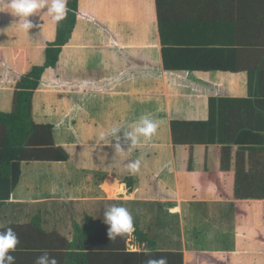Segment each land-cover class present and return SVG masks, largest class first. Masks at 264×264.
<instances>
[{"label":"crops","instance_id":"obj_1","mask_svg":"<svg viewBox=\"0 0 264 264\" xmlns=\"http://www.w3.org/2000/svg\"><path fill=\"white\" fill-rule=\"evenodd\" d=\"M75 6L67 43L31 96V120L52 125L61 153L16 160L4 145L23 140L0 122V231L18 236L16 264L44 251L58 264H264V0ZM45 12L29 17V32L0 12L1 117L18 111L21 76L55 46L58 24ZM142 115L159 122L156 133L115 154L111 129L123 137ZM110 205L133 217L125 238L108 237ZM86 224L95 228L82 240Z\"/></svg>","mask_w":264,"mask_h":264},{"label":"clouds","instance_id":"obj_2","mask_svg":"<svg viewBox=\"0 0 264 264\" xmlns=\"http://www.w3.org/2000/svg\"><path fill=\"white\" fill-rule=\"evenodd\" d=\"M68 0H0V12H10L13 16L19 17V21L14 23L22 30L29 32L37 27L29 17L33 14L45 10V15L52 18L54 23L63 21L67 15ZM159 122L151 119L148 115H142L131 126V130L124 132L123 137L119 136V128H112L109 135L117 142L113 145L115 154L125 153L131 148H135L142 140L150 139L157 131ZM109 144V143H108ZM141 168V162L137 159L127 165L131 174H136ZM103 221L108 225V237L115 239L133 230V217L130 211L124 206L110 205L103 214ZM19 244L17 234L12 228L0 231V264H16V259L11 252L16 250ZM35 264H58V260L44 251L36 260ZM146 264H168L165 257L150 258Z\"/></svg>","mask_w":264,"mask_h":264},{"label":"trees","instance_id":"obj_3","mask_svg":"<svg viewBox=\"0 0 264 264\" xmlns=\"http://www.w3.org/2000/svg\"><path fill=\"white\" fill-rule=\"evenodd\" d=\"M76 1L77 0H68L67 7L69 11L65 19L59 22L58 25H56L57 35L55 40V46L48 47L45 50L44 64L39 66H33L31 70L23 73V75L21 76V89H24L25 91L22 92L23 98L21 99L22 101L18 106V111L13 113L12 115H8V117H4L3 115L2 117L0 116V122L6 125L7 135L9 136L13 134L14 138L21 137V139L23 140L21 142H13V144L12 142H9L11 145H9L8 143L4 145L5 148L14 149V151H18V155L15 157L16 160L41 161L44 160L45 157L51 156V154L61 153V149H57L52 143V125H35L31 120V96L33 91L37 89L41 79V75L44 70L55 66L56 61L58 60V54L61 52V47L67 43L70 32L72 30V25L76 17ZM194 50L196 52H201V50L199 49ZM207 52L211 53L212 51L211 49H207ZM167 54V50L163 51L164 57H167ZM165 66L168 68V65ZM210 118L214 124L217 121L218 113L211 111ZM201 124L204 123H199L198 125ZM213 124H205V126H212ZM177 125H179V123H172L171 128L173 136L175 133V127ZM214 132L216 133V129H214ZM31 151L32 153H30V155H27ZM26 155L29 158H27ZM55 160L64 161L66 159L57 157ZM17 180L18 175L16 174L14 178V184H16ZM38 219L40 218H35V224H37L36 221H38ZM88 220L90 219L88 218ZM94 228L95 227H93L92 224H86V226H84L83 230L81 231L82 240H86L87 238H89V235L93 232ZM75 230L78 231V227H75ZM101 231H103V229H100L98 231V234ZM123 236L125 238L124 234ZM84 245H86L85 242Z\"/></svg>","mask_w":264,"mask_h":264},{"label":"rangeland","instance_id":"obj_4","mask_svg":"<svg viewBox=\"0 0 264 264\" xmlns=\"http://www.w3.org/2000/svg\"><path fill=\"white\" fill-rule=\"evenodd\" d=\"M6 35H8L7 34V32H6V34H4V33H0V38L1 37H3V36H5L6 37ZM9 40V38H7V41ZM31 113V112H30ZM120 122H122L120 119L119 120H117V123H120ZM134 149H137V146L134 148ZM139 149V148H138ZM140 151V150H139ZM103 161H104V159H103ZM140 162H142V159L140 160ZM154 169H155V166H153V170L152 171H154ZM160 170H161V173L163 174L165 171H166V165L165 166H161L160 167ZM151 177V176H150ZM152 179H153V177H152ZM153 180H155V179H153ZM152 180V181H153Z\"/></svg>","mask_w":264,"mask_h":264}]
</instances>
